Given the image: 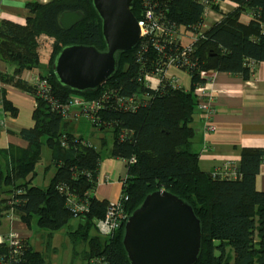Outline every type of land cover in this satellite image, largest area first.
Returning <instances> with one entry per match:
<instances>
[{
  "label": "trees",
  "instance_id": "obj_1",
  "mask_svg": "<svg viewBox=\"0 0 264 264\" xmlns=\"http://www.w3.org/2000/svg\"><path fill=\"white\" fill-rule=\"evenodd\" d=\"M221 1L150 0L151 31L116 55V70L105 84L84 93L62 86L53 66L66 46L105 50L91 0L27 3L32 18L24 25L0 20V63L13 70L0 72V82L34 100L32 127L17 133L27 146L0 149V219L12 214L27 227L35 220L48 246L53 234L65 229L73 247L83 245L84 264H129L122 246L124 223L109 235L98 230L110 203L95 196L97 174L101 160L109 157L126 162L119 199L125 216L149 193L166 190L185 200L200 221L195 264H264V192L255 187L264 149H241L233 175L222 177L216 170H201L194 149L195 89L213 73L247 81L264 62V0H227L236 8L207 24V13L218 12ZM144 5V0H132L137 20ZM65 11H80L84 18L63 30L58 20ZM242 14L250 17L247 23L241 22ZM187 35L190 41L184 45L181 38ZM45 38L51 41L50 53L42 66L38 50ZM170 66L186 73L188 88L167 76ZM33 70L45 88L21 78ZM6 93L1 87L2 110L16 117ZM73 95L80 97V111L89 119H65L62 107ZM79 120L99 133L97 146L75 130ZM43 147L50 154L44 173L53 169L54 174L40 186L34 181ZM78 205L86 211L75 212ZM0 264L50 263L28 241L17 239L0 243Z\"/></svg>",
  "mask_w": 264,
  "mask_h": 264
},
{
  "label": "crops",
  "instance_id": "obj_2",
  "mask_svg": "<svg viewBox=\"0 0 264 264\" xmlns=\"http://www.w3.org/2000/svg\"><path fill=\"white\" fill-rule=\"evenodd\" d=\"M50 1L52 0H0V20L24 25L27 18H32L26 8L27 3L43 5ZM235 8L234 2L227 0L219 2L218 12L209 11L207 13V24L219 21L222 14ZM249 19L247 14H242L240 18L242 23H247ZM181 39L183 44L187 45L190 36L187 35ZM50 42L45 38L40 48L46 61L50 53ZM46 61L44 63L40 61L41 65H45ZM12 71L10 66L0 63V72L10 73ZM166 74L169 77L177 78L178 83L183 87H189V79L184 71L170 66ZM36 75H38L37 70L24 71L21 78L29 81ZM1 87L6 90L7 100L17 108L18 112L16 117H11L8 113L3 112L0 105V149H5L10 145L25 148L26 142L17 133L21 129L32 127L31 113L34 109V100L28 94L10 85H3L0 82ZM205 87L213 97L214 130L211 133L206 132L204 121L198 112H195L191 123L196 133L194 149L199 154L200 169L212 172L227 161L236 164L240 160L241 149L246 147L264 149V62L256 67L253 76L247 81L231 75L216 73L205 84ZM80 121L82 120L78 122ZM75 130L80 131L78 124L75 125ZM92 139L89 140L97 146L99 143H95ZM48 152L47 154L50 156ZM42 154L43 149L41 156ZM47 166H49V162L37 170L36 179L39 177L38 181L42 183V186L47 185L54 174L53 169H50L47 174L44 173ZM125 176V161L109 157L103 158L98 169L95 196L109 203L118 201L122 191L121 181ZM255 187L258 191L264 192V164L261 165L260 171L256 175ZM73 223L74 226H77L79 221L74 219ZM57 232L53 234L50 245L46 247L49 251L45 255V251L41 247L43 240L36 237V234L39 235V233L35 220H32L30 227H27L12 214H7L0 219V243L4 242L10 234H15L18 239L28 241L32 249L42 253L50 264H70V260L67 258L62 262L58 261V242L65 241L67 233Z\"/></svg>",
  "mask_w": 264,
  "mask_h": 264
},
{
  "label": "water",
  "instance_id": "obj_3",
  "mask_svg": "<svg viewBox=\"0 0 264 264\" xmlns=\"http://www.w3.org/2000/svg\"><path fill=\"white\" fill-rule=\"evenodd\" d=\"M101 23L105 50L72 45L55 57L53 72L59 83L72 92L96 91L114 74L116 55L135 47L141 34L131 12L132 0H91ZM84 18L80 11H65L59 25L70 30ZM202 231L192 207L166 190L145 196L128 215L122 246L129 264H195Z\"/></svg>",
  "mask_w": 264,
  "mask_h": 264
},
{
  "label": "built area",
  "instance_id": "obj_4",
  "mask_svg": "<svg viewBox=\"0 0 264 264\" xmlns=\"http://www.w3.org/2000/svg\"><path fill=\"white\" fill-rule=\"evenodd\" d=\"M149 1L150 0H144L145 3L144 8L141 11L140 19L137 20L138 26L140 28L141 38L146 36L151 31L152 28V26L149 23L152 18V12L149 7ZM214 74L216 73H213L210 76H208L206 83L212 79ZM32 80H34L40 88L46 87V82L39 81V79L36 76L34 77V79L33 77L29 79V81ZM171 80L177 83V78L172 77ZM205 84L202 86H198L194 91V94L197 98L196 112L199 113L200 117L204 121L206 132L211 133L214 130L212 118L215 109L213 107L212 94L206 89ZM81 105H82V101L79 96L77 95L71 96L69 102L62 107V114L64 115L65 119L68 120H77L80 118H84L86 120L89 119L90 116H88L85 113L83 114L80 111ZM93 106L94 104L90 105L89 109H92ZM216 173L221 177L225 175L221 172H216ZM84 207H85L84 205H78L75 209V212L86 211ZM126 219L127 216L123 214L120 200L116 202H112L109 204L104 218L98 222V230L102 235H109L113 233L116 229H118L123 223H125ZM17 239L18 238L15 234H10V236L6 239V241L11 243H16Z\"/></svg>",
  "mask_w": 264,
  "mask_h": 264
},
{
  "label": "rangeland",
  "instance_id": "obj_5",
  "mask_svg": "<svg viewBox=\"0 0 264 264\" xmlns=\"http://www.w3.org/2000/svg\"><path fill=\"white\" fill-rule=\"evenodd\" d=\"M39 52V56H40V61L42 63H44L46 61V57H43V51L42 49L38 50ZM78 127L80 130V133L85 136L88 139H92V141H95V143H98L99 139V133L98 132H92L93 130L91 129V127L86 124L85 122H78ZM106 134V133H104ZM94 136V137H88V136ZM107 140L109 141L108 143L110 144V137L106 136ZM48 149L46 147H43V154L41 156V161L39 163V165L37 166V170L41 169L42 166H45L49 161H50V156H48L47 154ZM49 153V152H48ZM234 165L232 162L227 161L225 162L223 165L219 166L218 169H215V172H221L223 174H231L233 175V170L231 169V166ZM39 178V177H38ZM38 178L36 179V181H34L35 184H38L40 186H42V183H39ZM35 232V231H34ZM37 232V229H36ZM61 232H66L65 229H61L59 230L57 233H61ZM39 233V232H38ZM41 234L37 235L36 237H38L39 240H41L40 237ZM38 240V241H39ZM72 237H68L65 238V241H59L58 242V261L62 262L63 260H65L66 258L70 260V264H84V258H83V251H84V247L83 245H81V247L79 246H75L73 247L72 245ZM53 243V241H52ZM48 246V244L46 245L44 242L42 243L43 247V251L44 254L46 255L48 253V249L46 248ZM47 249V250H46Z\"/></svg>",
  "mask_w": 264,
  "mask_h": 264
}]
</instances>
